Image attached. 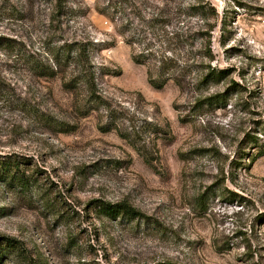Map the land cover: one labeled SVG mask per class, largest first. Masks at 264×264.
<instances>
[{
  "label": "rangeland",
  "instance_id": "374dc122",
  "mask_svg": "<svg viewBox=\"0 0 264 264\" xmlns=\"http://www.w3.org/2000/svg\"><path fill=\"white\" fill-rule=\"evenodd\" d=\"M166 263L264 264V0H0V264Z\"/></svg>",
  "mask_w": 264,
  "mask_h": 264
},
{
  "label": "trees",
  "instance_id": "16d2710c",
  "mask_svg": "<svg viewBox=\"0 0 264 264\" xmlns=\"http://www.w3.org/2000/svg\"><path fill=\"white\" fill-rule=\"evenodd\" d=\"M137 60V59H136ZM223 71H218V73H215V72H212V75H216V76H222V73ZM151 77V76H150ZM152 79V83L157 86V87H163L165 84H166V81H159V80H156L153 81V78L151 77ZM262 154L259 152L257 153V155H255L254 158H257L258 156H261ZM99 210L102 214L104 215H107L109 217H118L119 215H124V216H127V217H138L139 215V212L131 207L129 205L128 202L126 201H122V202H119V203H110V202H102L100 203L99 205ZM16 244V241L15 240H10V239H6V245L7 247L11 248V249H18L17 246H15ZM166 264H170V263H166Z\"/></svg>",
  "mask_w": 264,
  "mask_h": 264
}]
</instances>
